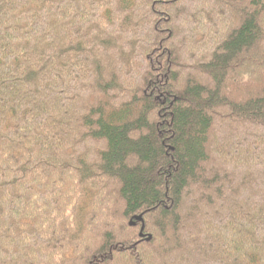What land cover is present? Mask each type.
<instances>
[{
	"label": "trees",
	"instance_id": "1",
	"mask_svg": "<svg viewBox=\"0 0 264 264\" xmlns=\"http://www.w3.org/2000/svg\"><path fill=\"white\" fill-rule=\"evenodd\" d=\"M0 264H264V0H0Z\"/></svg>",
	"mask_w": 264,
	"mask_h": 264
},
{
	"label": "water",
	"instance_id": "2",
	"mask_svg": "<svg viewBox=\"0 0 264 264\" xmlns=\"http://www.w3.org/2000/svg\"><path fill=\"white\" fill-rule=\"evenodd\" d=\"M136 221H138V222H142L143 221V218H142V216H139V217H136ZM135 223L134 222H132L131 223V225H134ZM144 230V227H142V231ZM143 236V234L141 233V237ZM151 239V237H149L148 238V240H150Z\"/></svg>",
	"mask_w": 264,
	"mask_h": 264
}]
</instances>
